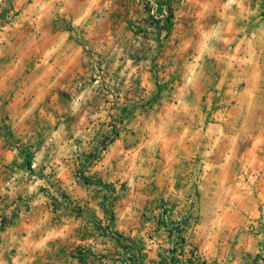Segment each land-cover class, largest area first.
<instances>
[{"label":"rangeland","instance_id":"rangeland-1","mask_svg":"<svg viewBox=\"0 0 264 264\" xmlns=\"http://www.w3.org/2000/svg\"><path fill=\"white\" fill-rule=\"evenodd\" d=\"M203 262L264 264V0H0V264Z\"/></svg>","mask_w":264,"mask_h":264},{"label":"trees","instance_id":"trees-1","mask_svg":"<svg viewBox=\"0 0 264 264\" xmlns=\"http://www.w3.org/2000/svg\"><path fill=\"white\" fill-rule=\"evenodd\" d=\"M22 152H24L25 156H26V164L27 166L33 170L32 168V158H33V154L27 150H22ZM82 179L88 183V184H98V185H101V186H106V184L100 180V179H95L93 178L92 176H88V175H84L82 174ZM203 264H206L205 262H203Z\"/></svg>","mask_w":264,"mask_h":264}]
</instances>
